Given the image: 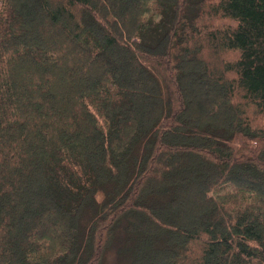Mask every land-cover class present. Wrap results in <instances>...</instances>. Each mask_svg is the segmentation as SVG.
Instances as JSON below:
<instances>
[{
    "label": "trees",
    "instance_id": "obj_1",
    "mask_svg": "<svg viewBox=\"0 0 264 264\" xmlns=\"http://www.w3.org/2000/svg\"><path fill=\"white\" fill-rule=\"evenodd\" d=\"M251 108L264 0H0V264H264Z\"/></svg>",
    "mask_w": 264,
    "mask_h": 264
},
{
    "label": "rangeland",
    "instance_id": "obj_2",
    "mask_svg": "<svg viewBox=\"0 0 264 264\" xmlns=\"http://www.w3.org/2000/svg\"><path fill=\"white\" fill-rule=\"evenodd\" d=\"M249 115H250V119H253V120L258 119V125L253 124L254 125L253 127L264 126V115L257 113V111L254 110L253 108H251ZM249 144L255 145V142L250 140ZM223 189H225V188H223ZM195 247H196L195 244H192L190 251H188L187 253L192 254L193 253L192 251L195 250ZM116 262H117V258L115 256L114 252L108 251L106 253L105 261L103 264H116Z\"/></svg>",
    "mask_w": 264,
    "mask_h": 264
}]
</instances>
